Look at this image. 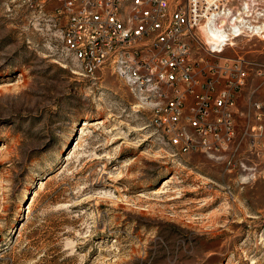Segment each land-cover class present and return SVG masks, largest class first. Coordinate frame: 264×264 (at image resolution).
<instances>
[{
  "label": "rangeland",
  "instance_id": "obj_1",
  "mask_svg": "<svg viewBox=\"0 0 264 264\" xmlns=\"http://www.w3.org/2000/svg\"><path fill=\"white\" fill-rule=\"evenodd\" d=\"M65 1L0 0V264H264V136L247 127L264 76L230 110L243 152L178 153L155 105L108 66L84 74L62 40ZM192 34L203 46V24ZM224 57L264 66V37Z\"/></svg>",
  "mask_w": 264,
  "mask_h": 264
},
{
  "label": "built area",
  "instance_id": "obj_2",
  "mask_svg": "<svg viewBox=\"0 0 264 264\" xmlns=\"http://www.w3.org/2000/svg\"><path fill=\"white\" fill-rule=\"evenodd\" d=\"M65 5L62 40L84 74L108 66L143 102L155 105L153 125L178 153L195 150L231 160L244 151L245 131L234 137L230 110L236 92L250 77L264 76V66L254 68L241 57H224L220 64L213 57L237 38L264 37V0H66ZM200 24L203 46L192 34ZM187 36L192 38L186 41ZM166 90L173 91L167 100ZM252 105L248 122L254 124L247 127L259 138L264 111L258 102ZM237 166L246 169L243 162Z\"/></svg>",
  "mask_w": 264,
  "mask_h": 264
},
{
  "label": "bare ground",
  "instance_id": "obj_3",
  "mask_svg": "<svg viewBox=\"0 0 264 264\" xmlns=\"http://www.w3.org/2000/svg\"><path fill=\"white\" fill-rule=\"evenodd\" d=\"M260 29L263 31L264 30V25H261ZM220 36L222 37L223 34L221 33ZM87 124H88L87 122L84 123V125H87ZM73 151H76V147H74ZM42 186H43V182H41L40 185L38 186V188L36 189V191H34V194H33V196L30 199L29 208H31V203L35 199V197L37 196L38 190H40L42 188Z\"/></svg>",
  "mask_w": 264,
  "mask_h": 264
},
{
  "label": "trees",
  "instance_id": "obj_4",
  "mask_svg": "<svg viewBox=\"0 0 264 264\" xmlns=\"http://www.w3.org/2000/svg\"><path fill=\"white\" fill-rule=\"evenodd\" d=\"M9 248H10V245L8 244V245H6V246H3L1 249H0V252L1 251H4V252H6V251H8L9 250ZM1 260V259H0Z\"/></svg>",
  "mask_w": 264,
  "mask_h": 264
},
{
  "label": "water",
  "instance_id": "obj_5",
  "mask_svg": "<svg viewBox=\"0 0 264 264\" xmlns=\"http://www.w3.org/2000/svg\"><path fill=\"white\" fill-rule=\"evenodd\" d=\"M25 204H26V203H25ZM25 204H24V205H25Z\"/></svg>",
  "mask_w": 264,
  "mask_h": 264
}]
</instances>
